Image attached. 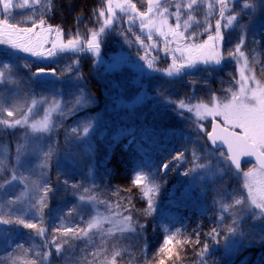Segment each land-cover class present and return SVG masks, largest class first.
Instances as JSON below:
<instances>
[{
	"label": "rangeland",
	"instance_id": "rangeland-1",
	"mask_svg": "<svg viewBox=\"0 0 264 264\" xmlns=\"http://www.w3.org/2000/svg\"><path fill=\"white\" fill-rule=\"evenodd\" d=\"M121 2L122 0H113V7L117 9L116 21L111 29L106 30L101 39L99 55L91 52L60 53L52 57L36 58L0 45L2 46L0 48V72L3 73V77H0V105L5 108L19 105L23 112H27L32 106V101L36 100L37 104L29 114V123L42 122L45 109H47L52 122L60 124L59 127L54 128L53 132L48 133L31 132L27 126L15 128L0 126V176L4 174L0 177V183H3L5 178L11 179L13 169L18 174L16 181L0 188V211L3 214H14V217H20L37 225L36 229H26L22 224L0 226V264H11L9 257H13L16 264H89V262L102 264L105 259H111V253L114 250L121 251V255L116 257L117 264H120L118 258H125L131 263L135 262L134 257L132 258L134 250L131 249V244L136 235L133 239L130 232L119 231V224L105 222V218L109 216L113 218V221L122 222V208L111 205L110 202L100 203L103 201L101 190L93 187L94 159L96 152L99 151L94 150L89 155L84 151V143L75 140L66 143V129H71L89 117L94 118V121L98 119V123L94 122L95 131L91 132L90 137L87 138V143L94 149L97 143L100 145L107 140H109L106 145L107 149L114 142L128 145L131 139L128 134L119 135L116 140H113V136L117 135L121 129L132 130L136 139L151 135L153 132L148 130L150 127H155L168 120L174 124L187 122L198 132L197 123L203 125L206 130L213 117L206 115L204 119L197 121L195 109L192 112L184 110L183 114L179 115L176 104H165L163 97H169L176 103L184 99L192 105L205 103L212 106L209 103L212 96H216L219 101L226 96L230 98L232 90H239L236 81L240 79L241 73L264 85V81L258 79L250 67L245 51L249 37L257 34L264 36V7H261L260 0H247L254 5L255 11L243 9L245 0H228L230 10L242 11L231 28L222 29L224 40L220 51L224 58L220 65L198 64L195 68L185 70L181 75L174 77H167L163 74V70L172 63V53L165 54V57L159 55V47L161 50L163 48L162 38L153 33L152 43H155L157 47L152 48L150 42L145 40L148 30L141 32L139 19L130 22L128 16L118 11L117 6ZM130 2L135 3L138 10H147V0H130ZM161 2L163 3L164 0ZM169 2L173 5L169 11L175 12L174 5L177 2L186 4L188 0H169ZM13 3L24 4V0H13ZM66 4L68 5V1ZM50 6L51 0H39V3L35 5L28 0L24 7H14L11 10L13 21L18 24V27H31L33 21L39 24V19H43L42 15L48 12ZM100 6H103L106 11L107 0H103ZM228 14L230 13H226ZM192 15L194 17L191 22L192 30L199 29L198 42L208 41L209 35H215L216 20L221 19L219 5H215L209 14L205 4L201 3ZM186 18L187 12L182 15L181 22ZM174 20L175 17H170L169 24L174 25L176 23L172 22ZM100 23L102 21L98 19L93 26L76 30L70 37H65L62 32L60 36H56L53 32L49 37L47 31L43 35L57 40L58 43H65L68 39L74 38L77 32L82 38L89 35L90 31L97 29ZM221 23H226V19H221ZM240 25L244 27L241 28ZM48 27L57 28L45 21L43 28ZM34 31L39 33L40 27L38 26ZM137 36L144 41L143 48L136 43ZM241 36L245 38V44L242 46L245 59L237 63L228 56V50L234 51ZM212 43L208 41L209 46ZM45 47L50 48L51 44H46ZM175 47L176 45L173 44L172 48L175 49ZM162 52L164 53L163 50ZM179 55L180 53H176L177 57ZM141 56L145 59L141 60ZM153 58H155V66L161 69L158 73H152L147 68L146 61L153 60ZM83 64L98 82L101 97L88 90L86 79L80 71ZM70 66L72 70L68 71ZM41 70L44 74L36 75ZM157 86H159V91H157ZM81 90L86 95L94 97L95 103L67 117H61L55 105L40 103L45 98L49 102L55 99L64 103L72 98V94H78ZM144 93L155 98L141 103L139 97ZM89 109L93 111H86ZM20 114L16 112L13 118L6 116L3 118L14 119ZM201 114L204 115L203 112ZM216 119L223 124L220 117ZM39 126L41 125L38 124ZM10 142L13 143V149H10ZM50 146L53 149V155L47 161V166L41 167L44 153L48 152ZM201 154L205 156L206 149ZM218 156L217 152L215 157L204 159L203 162L209 167L201 170L200 173L190 175L187 184L179 191L176 192V187H172L168 191H163L161 195L157 194L159 209L169 211L171 205L175 203L173 195L178 194L183 195L184 198L188 197L189 201L196 205L198 217L204 216L205 213L209 214L214 217L217 225L218 215H223L227 223H230L231 216L220 212L219 202H230L236 193L246 199L248 189L244 187L243 173L253 169L258 174L259 168L253 162H244L241 164L239 173L232 168L228 171L229 162L221 166L222 162L218 163L216 160ZM89 165H92L91 174L88 172ZM259 179V175L253 178L254 193L261 187ZM73 184L80 185V187L73 188ZM45 187L50 188L51 191L47 193V204L43 208L41 217L36 214L34 205L37 204L40 196H44ZM85 187L90 188L91 191L85 192ZM211 187L214 193L208 201H202L203 193ZM215 187H218V190H215ZM80 196H84L85 199L81 201ZM92 196L96 199L90 200ZM9 201H16V203L9 204ZM108 205L112 206L111 210ZM117 210L120 216L115 215ZM172 212L176 213V210L173 209ZM185 216L183 212L179 214V218L187 221ZM89 222L98 224L104 231L94 227L89 231L88 236H81L78 239H73L72 233L64 235L66 228L71 227L79 232L87 228ZM240 223L241 230L246 235L239 249L232 253L226 251L225 244L240 241L241 238L239 235L233 236L224 232L222 242L218 246L220 251L216 252L217 257H222L218 264H230L236 256H238V261L247 258L249 254L240 253L243 247L262 244L258 242V234L264 225L258 221H252L247 216L242 217ZM199 224L200 221L197 220L190 227L197 229ZM39 228L45 230L44 236L38 234ZM4 229L9 230L7 242L2 235ZM108 229L113 230L111 234L107 233ZM137 236L139 243L141 237ZM253 236L257 239L245 246L248 244V239ZM54 237L56 243L60 244L61 253H57L55 245L52 244ZM46 244L48 247H45ZM17 245L22 247H17ZM45 252L49 254L47 260L43 259Z\"/></svg>",
	"mask_w": 264,
	"mask_h": 264
},
{
	"label": "snow or ice",
	"instance_id": "snow-or-ice-1",
	"mask_svg": "<svg viewBox=\"0 0 264 264\" xmlns=\"http://www.w3.org/2000/svg\"><path fill=\"white\" fill-rule=\"evenodd\" d=\"M32 4H38L39 0H31ZM28 3V0H24V4H14L13 0H0V45H5L11 49L23 53H27L32 57L36 58H47L56 56L60 53H84L91 52L99 55L101 39L109 30L113 27L116 21V10L113 7V0H107V9L105 11L102 6L98 12V19L102 21L97 29H92L89 35L81 37L79 32L75 33L74 38L68 39L65 43H58L55 39H50L49 37L55 32L56 36L61 35V29L48 27L43 28L45 21L39 19V24L35 21L32 22L31 27H18V24L13 21L12 9L14 7H24ZM203 3L208 9L209 14H211L212 9L215 5H219V16L221 19H226V23L222 24L221 19H217L215 23V35H209L208 41H212V45L209 46L208 41L198 42L199 40V29H194L189 31L191 28V22L194 20L192 13L197 10L199 5ZM261 7H264V0H260ZM147 10H138L135 3H131L130 0H122L118 4V11L128 16L130 22L135 19H139L140 30L144 32L147 29V39L150 42L152 48H156L157 45L152 43L153 33L159 36L163 40L162 50L165 54L172 53V63L168 68L163 70V74L167 77L179 76L185 72V70L193 69L198 64L203 65H220L222 59L220 47L224 36L222 35V29H229L232 27L233 22L237 20V17L241 15V11L230 10L228 7V0H188L185 3L177 2L174 6L176 8L175 12H170L169 9L173 5L169 0H147ZM243 9H253L255 11L254 5L247 2L243 3ZM187 12V18L181 22V17ZM226 13H230L226 15ZM175 17L176 23L174 25L169 24V18ZM40 27V32L34 31L37 27ZM241 28L244 25H240ZM131 31V29H129ZM47 31L49 37H45L43 33ZM122 34V33H121ZM171 37V39H170ZM137 43L144 47V41L137 36ZM259 43V41H257ZM46 44H51L50 48H46ZM175 44V49L172 45ZM245 44L244 36H241L239 41L235 45L234 51L232 49L228 50V56L233 60L239 61L245 59V52L242 50V46ZM176 53H180L179 57ZM141 60L145 57L141 56ZM153 60L146 61L147 68L152 73H158L161 71L160 68L155 66ZM28 66L27 64L25 65ZM7 67V65H5ZM71 66L68 71H71ZM44 74L41 70L36 73V75ZM147 75V74H145ZM0 77H3V73L0 72ZM79 79V77H77ZM239 85V90H232L230 98L225 97L223 100H219L216 96H212L211 103L212 106L205 103H197L192 105L186 102L184 99H180L178 103L169 97H163V102L165 104H176V109L179 110L178 114L182 115L184 110L192 112L195 109L197 121L204 119L206 115H211L213 117L212 130L208 132L205 130L203 125L197 123L196 127L199 132H203L207 136L208 141L211 142L212 148L206 149V155L202 158L198 155L197 151L194 149L192 151V157L189 161L186 157L187 149L181 150L176 153L167 162H163L157 169L151 166V163L145 164L141 161L134 167V179L133 184L141 188L142 196L147 200V207L144 210L146 215H150L153 209L154 198L159 190L160 185L156 182V173H163L169 169V165L172 164L173 168L178 167L180 164L188 163L191 166L183 173L186 176H190L193 173H200L201 170H206L209 166L203 162L204 159L209 157H215L216 153L219 156L216 157L218 163L221 166L227 164L228 161L231 165L235 166L236 172L241 171V160L243 156L255 157L257 165L259 168V173L257 174L253 169L243 173L245 184L244 187L248 189V196L244 199L239 193L233 195L230 202L220 201V212L228 213L231 216V222L226 223L225 217L223 215H218L217 226L213 227L207 236L213 241H217V237L220 235L221 228L220 225L223 224V231L237 236L239 235L240 241H233L225 244V249L227 252L232 253L239 249L240 243L243 241L246 233L241 230V218L244 216L249 217L252 221H258L261 225H264V85L252 77H246L244 73H241L240 79L236 81ZM157 91H159V86H157ZM155 97H149L147 93H144L139 97L140 102H144L147 99H154ZM40 103H51L55 105L56 109L59 110L61 117H67L73 115L82 109L91 106L95 103L94 97L88 96L83 90L78 94H72V98L67 102L62 103L60 100H52L49 102L47 98L40 101ZM37 104L36 100L32 101V106L28 108L27 112H23L19 105H15L13 108H5L0 105V126L5 128H15L17 126L25 127L31 132L48 133L53 132L54 128L59 127V123H53L50 118V113L45 109L44 119L42 122L34 121L29 123V114L32 112L33 107ZM119 105V102L117 101ZM16 112H20V116L14 119H5L3 117L13 118ZM204 113L202 115L201 113ZM216 117H220L223 124H218ZM94 122L98 123V119L89 117L86 121L79 122L76 126L71 129H66L65 142L79 141L85 144L84 151L86 154L91 155L94 151V147L87 143V138L90 137L91 132L95 131ZM38 124L41 126L38 127ZM128 134L131 136L128 143L132 144L135 142V136L132 134L130 129H121L117 135L113 136V140H116L119 135ZM227 148V152L223 148ZM137 151L143 152V149L137 145ZM53 155V149L50 146L48 152L44 153V160L41 163V167L47 166V161ZM175 161V164L173 162ZM75 163V161H73ZM231 165L228 167V171H231ZM145 167H149L150 171H145ZM92 165H89L88 172L91 174ZM259 175V183L261 187L257 191L253 192V178ZM18 179V174L15 169H13V175L11 179L5 178L3 183H0V188H3L5 184L12 183ZM203 179V176H201ZM73 188H79L80 185L73 184ZM51 189L48 187L44 188V196L38 198V202L34 205L36 209V214L43 216V208L47 204V193ZM85 192H90L91 189L88 187L84 188ZM239 197V198H238ZM79 199L83 201L84 196H80ZM90 200H95L96 197L92 196ZM9 204H14L16 201H9ZM100 203H107L106 201H100ZM131 204V200H129ZM109 210L112 206L108 205ZM125 212H129L130 208H125ZM116 216H120L119 210L115 212ZM105 222L117 223L119 224V231L121 232H134L136 229L133 227V217L131 215H125L122 217V222L113 221L111 216L105 218ZM23 225L26 229H36L37 225L33 222L26 221L20 217H14V214H3L0 211V226L4 225ZM98 228L100 231H104L100 226L94 222H89L88 227L81 229L79 232L71 227L64 230V235L67 236L68 233H72L73 239H78L81 236H88L89 231L93 228ZM143 228L144 225H140ZM165 232H168L167 226H165ZM112 229H108L107 233L111 234ZM45 230L43 228L38 229V234L44 236ZM5 241L7 242V237L9 236V230L4 229L2 233ZM180 235V230L177 229L170 235H166L163 241V245H169L173 240L177 244L180 243H190L189 240L185 239L183 241L178 240L177 237ZM198 236V234H197ZM257 237L253 236L248 239V244L250 245L254 242ZM67 242L66 240L64 241ZM218 242V241H217ZM258 242L264 243V227L260 229L258 234ZM196 244L200 243L197 238ZM52 244L56 247V252L61 253L62 249L60 244L56 243L55 237L52 240ZM17 247H22L17 245ZM45 247H48L46 244ZM170 252L171 249L166 247H161L160 252ZM209 254V245L207 243L203 244L200 252L197 253L198 264H208L206 259ZM48 253H43V259H48ZM121 255L120 250H114L111 253V259H105L102 264H117L116 257ZM11 264H16V260L13 257H9ZM89 264H94V262H89ZM147 264V262H146ZM159 264H164V260L161 259Z\"/></svg>",
	"mask_w": 264,
	"mask_h": 264
},
{
	"label": "trees",
	"instance_id": "trees-1",
	"mask_svg": "<svg viewBox=\"0 0 264 264\" xmlns=\"http://www.w3.org/2000/svg\"><path fill=\"white\" fill-rule=\"evenodd\" d=\"M67 1L68 5L66 4ZM102 1L51 0L49 10L42 15V18L60 28L65 37H70L74 31L88 28L97 23ZM245 51L248 63L254 70L256 77L264 81V36L257 34L249 37ZM80 71L86 79L88 90L101 97L98 82L90 75L89 69H86L83 64ZM148 130L153 133L144 137H137L132 144L125 145L121 142H114L107 149L106 145L109 143L107 140L100 145L97 143L94 149L99 152H96L94 159L93 187L101 190L103 201L122 208L123 216L131 215L133 227L136 229L135 232H130L133 239L136 235L131 244V249L134 250L132 251V258L134 257L135 262H127L125 258H120L119 263L146 264L147 262V264H159L160 260L163 259L164 264H198L197 253L200 252L203 244L207 243L209 245V254L206 257L208 264H218L222 257H217L216 252L220 251L218 246L223 239V224L220 225L221 232L217 237L218 242L213 241L207 236V233L217 226L214 217L206 213L204 216L198 217L197 207L189 201L188 197L184 198L183 195L174 194L175 203L171 205L169 211H163L158 207L157 194L161 195L163 191H168L172 187H176L177 192L187 184L189 176L183 173L191 166L190 164H180L175 168L170 164L169 169L165 172L156 173V182L160 187L155 195L154 208L150 215L145 214L147 200L143 198L141 188L133 184L134 167L141 161L145 164L151 163L152 167L158 169L163 162H167L172 156L184 149H187L186 157L189 161L194 149L203 158L201 153L205 147L204 133L197 132L187 122L174 124L169 120L155 125V127H150ZM96 140L98 141L97 138ZM137 145L143 149V152L137 151ZM10 149H13L12 142H10ZM105 155L107 156L105 157ZM150 170L149 167H145V171ZM3 176L4 174L0 177ZM213 193L212 188L203 193L202 201H208ZM129 200H131V204H129ZM125 208H130V211L125 212ZM173 209L176 210V213L172 212ZM181 212L186 215L187 221L179 218ZM197 220L200 221L199 227L197 229L190 227ZM225 222L227 223V220ZM140 225H144V227L140 228ZM165 226H167L168 232H165ZM177 229L180 230L177 239L181 241L187 239L190 243L177 244L173 240L169 245L164 246L165 236ZM137 235L141 237L139 243ZM197 238L200 240L199 244L195 243ZM161 247H166L171 251L161 253ZM240 253L242 255L246 253L249 256L239 261L237 260L238 256H236L230 261V264H264V243L259 246L243 247Z\"/></svg>",
	"mask_w": 264,
	"mask_h": 264
},
{
	"label": "water",
	"instance_id": "water-1",
	"mask_svg": "<svg viewBox=\"0 0 264 264\" xmlns=\"http://www.w3.org/2000/svg\"><path fill=\"white\" fill-rule=\"evenodd\" d=\"M212 121H213V119H212L211 122H210V126H209V130H208V132H211V130H212ZM216 121H217L218 124H221L217 119H216ZM221 125H222V124H221ZM206 141H207V143H208L209 146L213 147L212 144H211V142L208 141L207 136H206ZM223 150H224L225 152H227V148H226V147H224ZM240 160H241V163H242L243 161H254V162L256 163V165H257V161H256V158H255V157L243 156V157L240 158ZM229 163L231 164L230 161H229ZM232 166H233L234 169H235V166H234V165H232ZM257 166H258V165H257ZM235 170H236V169H235Z\"/></svg>",
	"mask_w": 264,
	"mask_h": 264
},
{
	"label": "flooded vegetation",
	"instance_id": "flooded-vegetation-1",
	"mask_svg": "<svg viewBox=\"0 0 264 264\" xmlns=\"http://www.w3.org/2000/svg\"><path fill=\"white\" fill-rule=\"evenodd\" d=\"M190 31H192V26H191V28H190Z\"/></svg>",
	"mask_w": 264,
	"mask_h": 264
}]
</instances>
